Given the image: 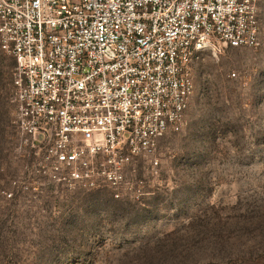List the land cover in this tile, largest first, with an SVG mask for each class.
Segmentation results:
<instances>
[{
    "label": "built area",
    "instance_id": "1",
    "mask_svg": "<svg viewBox=\"0 0 264 264\" xmlns=\"http://www.w3.org/2000/svg\"><path fill=\"white\" fill-rule=\"evenodd\" d=\"M259 2L0 0L14 122L36 158L26 187L150 195L159 140L183 126L202 54L260 46Z\"/></svg>",
    "mask_w": 264,
    "mask_h": 264
},
{
    "label": "rangeland",
    "instance_id": "2",
    "mask_svg": "<svg viewBox=\"0 0 264 264\" xmlns=\"http://www.w3.org/2000/svg\"><path fill=\"white\" fill-rule=\"evenodd\" d=\"M259 6L260 46L202 54L183 126L159 140L142 201L26 187L36 158L14 122L16 59L0 47V264H264Z\"/></svg>",
    "mask_w": 264,
    "mask_h": 264
}]
</instances>
